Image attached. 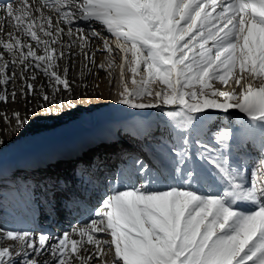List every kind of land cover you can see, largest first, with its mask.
Here are the masks:
<instances>
[{
  "label": "snow or ice",
  "instance_id": "1",
  "mask_svg": "<svg viewBox=\"0 0 264 264\" xmlns=\"http://www.w3.org/2000/svg\"><path fill=\"white\" fill-rule=\"evenodd\" d=\"M80 21L99 26H81ZM110 37L116 39L114 47ZM105 51H118L124 60L115 105L157 109L169 121L168 136L157 138V163L182 172L185 183L211 179L224 184L225 196L251 201L257 209L240 215L225 206L223 197H200L187 188L149 191L158 182L151 176L152 161L133 156L126 169L113 172L111 190L85 227L52 236L0 224V238L8 242L0 246V264H264V133L246 130L235 146L230 128L197 127V138L190 135L196 114L212 110L238 109L253 123L264 122V80L253 87V80L264 76V0L0 3V119L7 135L18 136L40 120L62 119L66 109L78 108L77 101L83 104L92 95L90 85L77 81L93 68L104 69L95 57ZM78 55L81 71L70 75ZM237 64L240 78L230 81ZM141 65L144 75L138 81ZM127 71L131 89L124 79ZM154 80L157 87H148ZM217 81L234 90L215 87ZM103 107L112 105L100 103L90 110ZM154 131L141 124L110 134L147 139ZM245 141L260 146L250 176L244 157L238 165L232 155L247 152ZM6 143L0 135V147ZM86 168L77 165V173ZM133 177L144 183H134ZM59 184L58 178H49L38 190L30 179L19 181L11 192L20 213L16 219L32 218L42 205H51V189Z\"/></svg>",
  "mask_w": 264,
  "mask_h": 264
},
{
  "label": "bare ground",
  "instance_id": "2",
  "mask_svg": "<svg viewBox=\"0 0 264 264\" xmlns=\"http://www.w3.org/2000/svg\"><path fill=\"white\" fill-rule=\"evenodd\" d=\"M246 2H248V1H246ZM249 2H255V1L250 0ZM84 23L87 24V22H84ZM92 26L98 27L99 22H92ZM109 44H110V46L114 47L116 44V39L114 37H110L109 38ZM75 50L77 52H79L78 48ZM105 52H102V53L98 52L96 54V57H95L97 64H101V63L104 64V69L93 68V73L91 75H87L85 79L77 81L78 83H87L88 85H90V87L87 89V91L89 93H91L92 95L90 97L86 98L85 102L83 104H80L79 101H77V104L79 105L78 108H74L71 110L66 109L65 112L63 113L62 119L40 120L37 123L32 124L30 127L27 128L26 131H23L18 136H16L15 133H13L12 137H9L7 135V129H5L3 127V121H2V119H0V126L2 128L0 133H1L2 137L7 141V143L3 147H0V171L1 172L4 170L6 171V169H9V167H15L16 168L18 166L19 168H22L23 165H25V164H29L30 166H32L33 164H37V163H43L46 167L43 166L44 168H36L35 170H33L31 172L32 174H34L35 172L37 173V170H39L38 173H41L42 171L50 172L52 170V167L55 165H54V163L53 164L49 163V159H48L49 156L52 154V158H55V159H56V157L60 156V150L59 149H60V146L62 144V141L63 140L69 141L70 139H72L74 134H79L80 132H88L87 134H93L94 132H98V131L105 134L106 132H109L110 127L116 121L119 122V121L125 120V119H128L131 124H133L135 126L137 125V127L140 126V124H136L137 119H136V117L134 118V116L132 115L133 112H130L129 109L117 107L115 105V102L117 101V100H115L116 97L113 96L115 94H112L113 97L110 95L111 94L110 92L113 91L112 90V86H113L112 84L113 83H111L112 82L111 80H113L111 78V70H112L111 66L112 65H110V63H109L112 60V58L110 60L108 59L109 61H106V58H108V57L107 56L105 57ZM106 54H109V53H106ZM110 55H111V53H110ZM111 56H113V55H111ZM75 59L77 60V64H76L75 69L70 70V75L73 72L79 73L78 69H79V67H81V64L79 61L82 59V57H80L78 55ZM118 61H117L118 63L115 62L116 66H115L114 71L120 77L121 76L120 75L121 74V68L119 69V71H118V68L121 66L122 63H124L123 57H120L118 59ZM140 73H142V72H140ZM142 75H144V73ZM128 76H129V73H128ZM120 81H121V79H120ZM93 85H99V87L98 88L92 87ZM121 87H122V85H121ZM225 89H226V87H225ZM225 89H221V90H225ZM230 89L228 87L226 90L232 91L231 87H230ZM95 93H99V95L97 96V95H95ZM88 99H91V104L88 103ZM100 103L110 104V105H112V107L95 108L94 110H90V109H92L93 105L100 104ZM232 103H234V101H232ZM21 112H23L22 108H21ZM8 115L9 116L11 115V111L8 112ZM92 119H93V123L90 122ZM53 131L57 132L58 134L53 137L52 141H49L50 143L45 142L46 139L40 138L42 133L50 134ZM27 134H28V136L26 137ZM29 134H33V135H29ZM68 136H70V137L68 138ZM107 142H108V140H106L105 142H101L100 145L93 146L91 148V151H96V150L100 149L101 146L104 144L105 145H111V144H108ZM22 144L24 145V147H22ZM26 144L28 146H26ZM83 155L84 156L90 155V150L84 151ZM125 158H126V156H122L123 160H125ZM157 160H158L157 158L153 157L152 163H154L155 165H157L160 168L161 173L164 176L165 183H166V178L173 175V173L171 172V168L169 166H167V164H164L161 162L159 164V163H157ZM53 162H55L57 164L59 161L54 160ZM109 164L110 163H107V165H109ZM153 166L154 165L152 164V167ZM165 183H162V184L165 185ZM210 183H209V185H210ZM194 184H193V186H194ZM213 184H217V183L214 182ZM156 185H158V182L154 186H150L149 191H158V190H164L165 189V188H160V187L156 188ZM209 185H206L205 183L202 184V187H201L202 188V191H201L202 196H206V188ZM196 188H197V186H196ZM240 200L241 199H239L238 201H240ZM241 202L242 203L245 202L247 205L242 204V207L240 208V210H243V211L239 212L240 215L250 214V212L247 208L248 205H251V207H256L255 206L256 204L250 203L248 200L242 199ZM95 209H93V213H94ZM39 212L37 211V213H39ZM93 213L86 217L87 222L84 225L78 226V227H85L89 223L90 219L92 218ZM13 221H14V219L5 226L12 228V229H15V230H20V231L32 230V231H35L37 233H39L41 231L42 232L47 231V233L51 234L52 236H55L52 231L45 230L46 225L49 222L44 225V222L42 221V219H40L36 214L32 218L29 215H24L23 217H21L18 220V222H19L18 224H13L12 223ZM51 224H52V221L49 224V226ZM60 228L61 227H58L57 231H59ZM71 230L72 229H67V226L65 224V225H63V230H61V235L63 233H70ZM76 238H78V237H76ZM0 243H1L0 246H6V244L8 242L4 241L3 238H0ZM89 247H91V246H89ZM48 259L50 260L51 257H48ZM99 261L100 260H94V261H92V264H103V261H101L100 263H99Z\"/></svg>",
  "mask_w": 264,
  "mask_h": 264
},
{
  "label": "rangeland",
  "instance_id": "3",
  "mask_svg": "<svg viewBox=\"0 0 264 264\" xmlns=\"http://www.w3.org/2000/svg\"><path fill=\"white\" fill-rule=\"evenodd\" d=\"M248 1H250V0H248ZM253 1H255V2H257L258 3V0H253ZM118 51H114V52H112L111 53V55H113V56H111L110 55V53L109 54H106V53H108L107 51L105 52V57L107 56L108 58H106V61H109L111 58H112V62L110 61L109 63H110V65H112L111 67H112V70H111V78L114 80H111L112 82L111 83H113L112 85V92H110L109 94L112 96V94H115V95H113L114 97H116V99L115 100H118V92L120 91V89H121V81H120V79H121V76L119 77V75L114 71V69H115V62L116 63H118L119 61H118V59L120 58V57H122V55H121V53H117ZM118 54V55H117ZM120 55V56H119ZM116 56V57H115ZM130 56V57H129ZM109 59V60H108ZM128 59H129V61H131V59H132V57H131V53H129L128 54ZM118 61V62H117ZM123 64V63H122ZM109 68V67H108ZM121 67H119L118 68V71H119V69H120ZM142 69H143V65L141 66V71L140 72H142V73H138L137 75H136V79L139 81L140 80V77L142 76V74H143V71H142ZM78 71L80 72L81 71V67H79V69H78ZM128 73H129V76H128ZM127 74V75H126ZM121 75V74H120ZM240 71H239V64H237V67H236V69L234 70V72H233V74H232V76L231 77H229V80L231 81V80H233V79H238V78H240ZM243 75L245 76V77H247L248 76V73H243ZM131 78H132V73L131 72H129V71H127V73H125V75H124V79H126V80H128L129 81V83H128V87L131 89V88H133L134 87V85L131 83ZM130 79V80H129ZM258 80H264V76H261V77H259V78H257L256 80H253V87L255 88L256 86H257V82H258ZM159 84V81H157V80H154V82L153 83H151L148 87H150V88H153V89H155L156 87H157V85ZM215 87H217V88H221V89H225V87H226V89L229 87V86H224V85H222L221 84V82H219V81H217L216 83H215V85H214ZM232 88V87H231ZM234 88V87H233ZM229 89H230V87H229ZM117 94V95H116ZM112 96V97H113ZM145 99H148V100H150L151 99V97L150 96H147V97H145ZM168 107H175V106H168ZM238 110V109H237ZM130 112H133L134 114V118L136 117V119L137 118H139L140 120H142V121H140V122H149L150 123V125L151 126H156L155 127V132L156 133H158V134H162V132H164L163 131V129L164 128H166V131H168V124H169V121H168V119L166 118V117H164L163 115H162V113L159 111V110H157V109H148V110H143L142 112L141 111H136V110H129ZM222 110H212L211 112H203V113H199V114H196V117H195V119H197V118H203L204 116H206L205 117V119L206 118H208V120L207 121H205V122H203V121H201L200 123H196V125H194V130L191 132V134L190 135H192L193 134V132L195 131V129L197 128V127H205V128H210V124H211V122H213V120H211V119H216V118H219V116H222V114L220 113ZM200 114H202L200 117H197L198 115H200ZM140 115V116H139ZM208 115V116H207ZM209 115H210V117H209ZM143 116V117H142ZM226 118V117H225ZM227 119L229 120V121H234V117L233 116H231V117H227ZM125 120H127L128 122H129V120L128 119H125ZM125 120H121V121H119V122H115L113 125H114V129L116 130L119 126L121 127V128H125L127 125L125 124V123H123ZM211 120V121H210ZM240 121V120H239ZM90 122H92L93 123V119L90 121ZM140 122L139 121H136V124H140ZM118 123V126L116 125ZM130 123V122H129ZM239 123V122H238ZM264 123V122H263ZM131 124V123H130ZM241 123H239V125H240ZM112 125V126H113ZM133 125V124H132ZM141 125V124H140ZM117 126V127H116ZM112 128V127H111ZM113 128H112V130H114ZM2 130V128H1V126H0V131ZM111 130V129H110ZM242 131H243V129H242ZM80 132V131H79ZM110 132H112V131H109V132H106L105 134L104 133H101V132H94L93 134H87L88 132H80L79 134H74L73 135V137H72V139H70L69 141H65V140H63L62 141V144L64 143V142H66V144L64 145V147H68V146H80V145H85V144H88L87 145V147H86V149L84 150V151H86V150H90V156H91V158L93 157V153L92 152H94V151H91V148L93 147V146H97V145H100L101 144V142H105L106 140H108V138L111 136V134H110ZM196 132V131H195ZM242 133H244V132H242ZM34 134V133H33ZM33 134H29V135H33ZM58 133L57 132H55V131H53V132H51L50 134H46V133H42L41 134V137L40 138H43V139H46L45 140V142H47V143H50L49 141H52V139H53V137L54 136H56ZM0 135H1V133H0ZM62 135V134H61ZM28 136V134L26 135V137ZM35 136V135H34ZM70 136H68V138H69ZM197 138V137H196ZM207 138H208V140H207ZM202 137V139H205L206 141H208V142H211V138H209V137ZM193 140V139H192ZM194 141V140H193ZM61 144V145H62ZM145 144H146V142H145ZM26 146H28L27 144H26ZM22 147H24V145L22 144ZM196 151V149H195V145L193 146V152H195ZM62 156H64V155H62ZM58 163H60V162H58ZM26 166L27 165H29V164H25ZM49 165V164H48ZM50 166V165H49ZM28 167V166H27ZM154 167V166H153ZM36 169V168H35ZM35 169H33V170H35ZM53 169V168H52ZM39 170H37V172H38ZM32 172V171H31ZM54 172H57V166H55V171ZM2 174V172L0 171V191H2L3 192V199H0V224H3L4 226L5 225H7L9 222H11L13 219H14V221L12 222L13 224H18L19 222H17L16 220V217H18L20 214H19V212H18V210L15 208V206H14V203H13V201H12V199H11V188H13L14 186H16L17 185V183L19 182V181H22V179L20 178V177H17L16 176V178H15V175H12V176H8V177H6V176H4V175H1ZM183 177H185L184 176V174H183ZM7 178H9V180H6ZM186 178V177H185ZM10 179L11 180H13L14 181V183L13 184H11V182L9 183V181H10ZM214 180H208V181H204L207 185H209V183H210V185L208 186L209 187V190H210V193H215V191L217 192V195H224V189H223V186H222V184L221 183H219V182H217V181H214L215 183H217V184H213L214 182H213ZM195 183V184H194ZM199 183V182H198ZM198 183L196 182V181H189V184L190 185H192L193 186V184H194V188H196V186H198ZM4 188H5V190H7V192L5 193L4 191ZM216 188V189H215ZM197 189V188H196ZM219 189V190H218ZM219 192H218V191ZM197 191H198V189H197ZM196 191V192H197ZM195 193V192H194ZM206 195H207V193H206ZM231 200L233 201V198L231 197ZM236 202V201H235ZM235 202H232L233 203V206H234V209H235V212H239L240 211V209L238 210L237 209V204L235 203ZM18 213V214H17ZM13 216V217H12ZM11 220V221H10ZM2 221V222H1ZM5 222V223H4ZM1 244V243H0ZM101 261H99V263H100Z\"/></svg>",
  "mask_w": 264,
  "mask_h": 264
}]
</instances>
